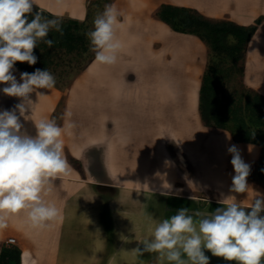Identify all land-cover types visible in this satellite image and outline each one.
<instances>
[{
	"label": "crops",
	"instance_id": "1",
	"mask_svg": "<svg viewBox=\"0 0 264 264\" xmlns=\"http://www.w3.org/2000/svg\"><path fill=\"white\" fill-rule=\"evenodd\" d=\"M91 1L36 0V7L83 22ZM162 4L244 26L262 17L247 46L243 81L264 95V0H111L123 43L118 62L102 66L93 59L66 89L31 94L34 108L25 113L28 120L21 117L30 134L42 118L73 125L62 137L69 169L54 181L50 197L62 219L34 230L23 213L13 216L0 230V256L3 248L17 247L20 264L22 254L25 264H169L158 253L138 251L156 224L181 207L203 217L221 200L235 197L248 207L264 195L257 174L261 146L236 142L229 131L202 121L208 46L161 20ZM22 72L15 65L18 81ZM17 103L0 92V110ZM233 145L250 166L245 193L230 190ZM206 255L209 264H229Z\"/></svg>",
	"mask_w": 264,
	"mask_h": 264
},
{
	"label": "clouds",
	"instance_id": "2",
	"mask_svg": "<svg viewBox=\"0 0 264 264\" xmlns=\"http://www.w3.org/2000/svg\"><path fill=\"white\" fill-rule=\"evenodd\" d=\"M34 7L36 0H0V84L6 85L0 92L20 101L13 109L0 110V230L21 213L34 230H44L62 219L61 208L50 197L54 181L69 169L62 137L73 125L61 127L55 119L42 118L34 122V134L27 132L21 117L28 120L25 113L34 108L31 94L43 96L40 90L54 88L56 77L47 69L22 72L19 81L13 74L17 62L30 66L37 63L34 50L41 43L48 48L54 46L56 41L49 38L51 31L64 35L60 18L48 19ZM118 17L114 5H105L94 19L92 30L86 33L89 51L98 65H115L122 54ZM228 152L235 173L230 190L245 193L250 166L235 145ZM219 203L221 207L209 215L201 217L197 213L196 218L188 208L181 207L156 224L138 251L158 253L169 264H209L206 252L229 264H262L264 195L248 207L241 206L235 197Z\"/></svg>",
	"mask_w": 264,
	"mask_h": 264
},
{
	"label": "trees",
	"instance_id": "3",
	"mask_svg": "<svg viewBox=\"0 0 264 264\" xmlns=\"http://www.w3.org/2000/svg\"><path fill=\"white\" fill-rule=\"evenodd\" d=\"M101 1L102 0H92L90 2L87 20L83 22L55 16L48 12L41 11L37 7H34V11L40 12L44 17L51 19L60 18L62 20L64 35L60 36V34L55 31L50 32L54 34L55 44L58 47L67 46L71 50L83 47L87 50L86 34L78 31L82 26L86 25L88 19H90L96 11H99ZM110 1L111 0H105L106 5H109ZM157 15L161 20L170 25L173 30L194 34L208 46V61L203 75L199 97V109L202 121L205 126L229 131L236 142L255 143L261 146L262 150L257 174L260 181L264 184V129L258 134L259 137L256 138L237 134L234 130L229 128L222 113H220L217 108V95L213 86V81L217 79L220 70L215 64V56L225 55L233 65L239 66L241 75H244L247 46L263 18H258L252 25L244 26L229 20L208 18L193 8L171 4H162ZM93 59L94 53L90 55L87 65ZM45 65V62H43L39 69H46ZM87 65L78 71L72 81ZM16 66L24 72L32 73L34 72L33 68L37 67V64L30 66L29 64L23 65L17 62ZM55 86L61 88L57 84ZM245 99L247 109L254 111L255 115L260 116L264 122V95L249 88ZM20 256L21 252L17 247H5L1 252L0 264H20ZM262 264H264V262H262Z\"/></svg>",
	"mask_w": 264,
	"mask_h": 264
},
{
	"label": "rangeland",
	"instance_id": "4",
	"mask_svg": "<svg viewBox=\"0 0 264 264\" xmlns=\"http://www.w3.org/2000/svg\"><path fill=\"white\" fill-rule=\"evenodd\" d=\"M100 4L99 11H96L78 32L86 34L92 30L94 19L104 11L105 0H102ZM49 36L54 40V34L49 33ZM87 48L86 50L83 47H78L71 50L67 46L58 47L56 44L52 48H48L41 43L34 50L38 60L37 67L33 70L39 69L45 62L46 69L56 77V84L61 89H66L78 71L87 65L90 55L93 54L89 51L88 39ZM214 61L220 69H218L217 79L213 81L219 112L222 113L227 126L237 134L258 138V134L264 129V122L260 116L255 115L254 111L247 109L245 105V96L249 88L244 84V75H241L239 66L233 65L225 55L215 56ZM21 64L28 65L26 62Z\"/></svg>",
	"mask_w": 264,
	"mask_h": 264
},
{
	"label": "built area",
	"instance_id": "5",
	"mask_svg": "<svg viewBox=\"0 0 264 264\" xmlns=\"http://www.w3.org/2000/svg\"><path fill=\"white\" fill-rule=\"evenodd\" d=\"M8 242L11 243V244H14V243H15V239H14V238H10V239L8 240Z\"/></svg>",
	"mask_w": 264,
	"mask_h": 264
}]
</instances>
